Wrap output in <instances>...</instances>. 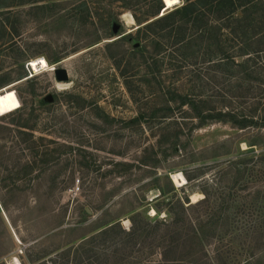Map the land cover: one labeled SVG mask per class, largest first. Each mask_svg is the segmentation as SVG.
<instances>
[{"label": "rangeland", "instance_id": "obj_1", "mask_svg": "<svg viewBox=\"0 0 264 264\" xmlns=\"http://www.w3.org/2000/svg\"><path fill=\"white\" fill-rule=\"evenodd\" d=\"M164 5V0H0V92L11 89L0 100V117L24 110L0 124L17 128L21 121L35 129L32 150L25 149L24 136L15 139V152L7 148L11 141L0 140L7 144L0 150V194L8 207L7 212L0 201L7 224L0 218V264H112L127 248L118 244L117 253L111 238L93 237L118 222L129 229L135 213L165 222L162 228L177 216L202 219L206 237L192 258L196 264H219L220 254L230 264L253 258L264 264V108L250 118L257 101L245 96L251 86L259 92V78L264 83V53L241 55L261 46L257 39L264 33L256 28L264 27V14L251 9L244 30L235 29L243 21L225 17L221 24L229 25L220 30L225 52L215 39H196L175 53L176 68L165 58L149 60L151 69L135 52L144 24L135 15ZM99 9L105 15L111 10L110 26L99 19ZM168 35L150 40L148 49L169 43ZM119 58L122 65L131 61L132 93L115 66ZM55 67L67 68L69 80H57ZM160 86L204 95L210 104L227 101L254 122L245 128L224 122L196 127L190 108L180 104L167 117L157 111L131 122L141 110L151 113L164 105ZM45 148L47 157L35 154ZM26 162L35 166L27 174ZM175 173L186 182L179 185ZM205 196L202 205L186 209Z\"/></svg>", "mask_w": 264, "mask_h": 264}, {"label": "trees", "instance_id": "obj_2", "mask_svg": "<svg viewBox=\"0 0 264 264\" xmlns=\"http://www.w3.org/2000/svg\"><path fill=\"white\" fill-rule=\"evenodd\" d=\"M198 4H202V6H198ZM258 5H260L259 8ZM206 6H209L207 11ZM215 7L217 14L212 15ZM253 8L254 12L259 13L262 11V14H264L263 0H186L183 5H179L174 9L171 8L172 10L167 9L165 4L164 6L158 7L157 11H154L153 13H146V15L143 17L135 15L139 24L144 23L142 26L138 27L137 30L136 37L137 40H140L141 44L135 49V52L137 51L140 53L144 63L151 69H153L154 63H162L166 60L165 58H167V63L171 69V66L176 68L177 57H175V53L181 49V47L186 50L187 46H190V44L193 41H196V39H200L202 42H210V40L215 39L217 44L221 46L222 51L225 52L226 50L222 43L224 39L221 37L222 35L220 34V30L221 26L224 27L228 26L229 24L222 25L221 21L226 18L243 21V23L239 22L235 29L244 30L245 28L249 27V22H245V20H247L248 15L252 14L250 11ZM161 9H163L164 14L152 19V16H157ZM99 10L96 12L99 16V19L104 21L103 23L106 24V26H110L109 23L112 22L111 10L105 9L109 12L106 15L105 11ZM238 11H240L242 14V17L240 18L237 17ZM256 16V18L261 17L259 14H256ZM213 23L215 25L211 26ZM256 30L259 34L262 32L264 33L263 26H257ZM165 32L169 33V43L165 44L160 41L157 42V46L155 48L148 49L149 41L154 40L160 35H163ZM263 39L264 38L261 37L257 39L261 46L259 45V47H257L255 50L251 51L243 49V53L241 55H249V57H251L252 53H254L257 55V57H260L264 53V46L262 47L261 43ZM149 60L153 61L154 63L149 62ZM185 60L184 64L186 62ZM123 61L124 58L115 59V66L118 69L120 75L123 77L125 86H127L132 93L131 79L133 75L128 73V71L131 69V61H129L127 65H122ZM152 72V74H155L157 71L154 70ZM253 74L250 80L253 78ZM258 80H260L259 84H262L258 87V93L253 92V88H255L254 86L246 89L247 95L245 96L252 97L257 101L255 103L257 106L256 111L254 110L253 115H248L250 118L256 115L254 113L257 112L260 106H262V109L264 108V83L261 78ZM160 87L163 88L161 89V93L164 97V105L159 108L154 107L151 113L150 111L141 110L137 116L131 119V122L139 123L142 118H148L147 114L154 116L157 111H164L163 116L167 117L168 114L170 115L173 112L176 104H180L182 107L190 108V113L192 114L191 117L197 121L196 124L194 123L196 127L204 126L210 122H224L231 123L233 127L245 128L254 122V119H249V117L245 114L241 116L239 112L235 111L232 106V108L230 107V103H227V101H222L224 102L222 105H218L217 103L210 104L211 100L207 99L204 95L196 93L191 94L189 92L178 94L176 93V89L171 90L168 88L165 89V87L162 86ZM10 90L11 89H8L2 93L0 92V100L5 97L6 93H10ZM223 99H226V97H223ZM11 103L12 106L15 105L14 101ZM12 113H19V115H23L24 110L16 109L1 116L0 119H6V117H9V115H12ZM262 119L264 120V116ZM14 120L15 119H13L11 123L16 124V121ZM20 122L21 121L17 123V128H11L7 125L0 124V140L5 139L9 142L11 141L12 144L11 147H7V144L0 145V150L2 147H7L11 152H15L13 147L17 145L18 142L15 141V139L19 136H24L23 140L27 144L25 149L31 148L32 150V147L29 144L31 141L29 139L34 136L35 129L34 127L28 125H21ZM34 144L36 143L34 142ZM36 153H41L42 157H47L48 149L45 148L35 152V154ZM114 164L119 167L121 165H132L126 161H115ZM23 167L26 174L33 171L35 168L33 162H26L23 164ZM125 170H127V168ZM118 172L119 175L126 174L123 173L121 169H119ZM170 182L172 183L171 179ZM14 188L15 187L12 186L10 190L13 191ZM206 198L207 196H205L203 200H200L196 203H190L186 206V209L202 205ZM0 201L5 211L8 212L7 201L1 194ZM186 202L189 203V199ZM182 206L185 208L183 204ZM0 218L2 219V224L4 223V226L6 225L7 227V224L4 222L1 214ZM130 221L131 227L129 229L124 228L121 222H118L106 227L93 237V239L99 240V242H107L111 238L112 243L116 244L115 252L117 253L121 252V249L118 248V244H122V247L127 248L124 250L123 255L119 257L120 260H116L112 264H121L120 262L122 260H127V264H196L192 258L194 253L198 251V248L201 250L203 247L202 243L204 237H206V232L204 230L206 229L205 226L207 224L202 221V219L197 220L196 223L195 221H189L187 218L182 216H177L175 220L170 223V225L166 224L165 228H162V224H165V222H152L150 217H145L141 213H135L132 215L130 217ZM118 228L119 230H117ZM106 237H109V239L106 240ZM145 252H147V258L137 257L138 254H144ZM156 254L160 255V259H151V256ZM116 255L117 254L115 253L114 256ZM187 258L191 259V261L186 262ZM220 258L221 262L219 264H230L229 256L223 257L220 254ZM256 262L257 261L253 258L249 259L246 264H255ZM98 263L100 264L101 261ZM262 263L259 262V264ZM213 264L218 263L213 262Z\"/></svg>", "mask_w": 264, "mask_h": 264}, {"label": "water", "instance_id": "obj_3", "mask_svg": "<svg viewBox=\"0 0 264 264\" xmlns=\"http://www.w3.org/2000/svg\"><path fill=\"white\" fill-rule=\"evenodd\" d=\"M162 13H163V10H162ZM162 13H161V15H162ZM54 72H55V76H56L57 80H59V81H68L69 80V72H68L67 68L55 67ZM48 100L49 101L53 100V96L48 95Z\"/></svg>", "mask_w": 264, "mask_h": 264}, {"label": "bare ground", "instance_id": "obj_4", "mask_svg": "<svg viewBox=\"0 0 264 264\" xmlns=\"http://www.w3.org/2000/svg\"><path fill=\"white\" fill-rule=\"evenodd\" d=\"M179 3H180V0H166L167 9L173 8ZM130 20L133 21V18L131 17ZM173 177L179 185H182L186 182L185 177L181 173H175L173 174Z\"/></svg>", "mask_w": 264, "mask_h": 264}, {"label": "snow or ice", "instance_id": "obj_5", "mask_svg": "<svg viewBox=\"0 0 264 264\" xmlns=\"http://www.w3.org/2000/svg\"><path fill=\"white\" fill-rule=\"evenodd\" d=\"M39 63L43 65L44 61H40ZM34 67H35V65H34ZM0 111H2V109H0Z\"/></svg>", "mask_w": 264, "mask_h": 264}, {"label": "crops", "instance_id": "obj_6", "mask_svg": "<svg viewBox=\"0 0 264 264\" xmlns=\"http://www.w3.org/2000/svg\"><path fill=\"white\" fill-rule=\"evenodd\" d=\"M165 1V0H164ZM165 4H166V1H165ZM167 7V6H166ZM169 9H171V8H169Z\"/></svg>", "mask_w": 264, "mask_h": 264}]
</instances>
